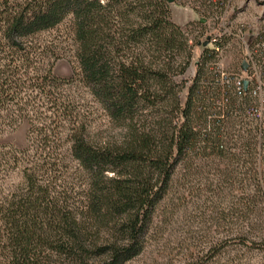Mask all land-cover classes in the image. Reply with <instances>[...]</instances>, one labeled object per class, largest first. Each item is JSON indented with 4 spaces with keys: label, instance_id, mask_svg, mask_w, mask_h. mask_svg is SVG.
<instances>
[{
    "label": "trees",
    "instance_id": "trees-1",
    "mask_svg": "<svg viewBox=\"0 0 264 264\" xmlns=\"http://www.w3.org/2000/svg\"><path fill=\"white\" fill-rule=\"evenodd\" d=\"M167 2L0 0V131L28 124L24 147L0 145V264H125L205 160L243 168L263 149L252 87L238 94L221 80L218 58L234 33L204 46ZM60 58L76 61L73 77L54 73ZM12 171L14 191L3 184ZM251 245L264 249V237Z\"/></svg>",
    "mask_w": 264,
    "mask_h": 264
},
{
    "label": "rangeland",
    "instance_id": "rangeland-1",
    "mask_svg": "<svg viewBox=\"0 0 264 264\" xmlns=\"http://www.w3.org/2000/svg\"><path fill=\"white\" fill-rule=\"evenodd\" d=\"M216 1L167 3L172 21L188 31L192 39L204 42L216 34L234 33L218 58L219 68L230 73L237 71L246 56L245 44H249L264 25V0H221L223 6ZM201 51L198 46L194 48L193 62ZM76 65L73 58H60L55 62L54 73L71 78ZM193 66L189 74L193 73ZM75 91L82 101H89L81 86L77 85ZM99 115L100 112H95L91 116L94 131L104 122ZM261 125L264 127V121ZM27 130L28 124L23 122L14 130L0 131V145L24 147ZM258 152L256 156L244 157L247 160L243 168L227 158L216 162L205 160L199 181L195 178L191 184L183 186L178 183L183 196L162 203L144 251L125 264H264V249L251 245V241L261 243L264 237V144ZM232 168L236 173L230 179L216 175L217 169L224 172ZM247 169L248 174L240 173ZM253 169L260 173V181ZM19 181L16 171H12L3 184L16 190ZM242 235L247 236L245 243L240 242Z\"/></svg>",
    "mask_w": 264,
    "mask_h": 264
},
{
    "label": "built area",
    "instance_id": "built-area-1",
    "mask_svg": "<svg viewBox=\"0 0 264 264\" xmlns=\"http://www.w3.org/2000/svg\"><path fill=\"white\" fill-rule=\"evenodd\" d=\"M253 36L257 38V41L252 47H249L248 43L245 44L246 57L240 63L239 72L232 76L228 72H222L221 80L222 82L233 81L238 94L252 87V94L258 98L260 104L259 108L252 113L261 116L264 107V25ZM244 60L248 63L246 71L241 69ZM244 80L249 82L247 89H244Z\"/></svg>",
    "mask_w": 264,
    "mask_h": 264
},
{
    "label": "water",
    "instance_id": "water-1",
    "mask_svg": "<svg viewBox=\"0 0 264 264\" xmlns=\"http://www.w3.org/2000/svg\"><path fill=\"white\" fill-rule=\"evenodd\" d=\"M167 1H168V3H173L175 0H167ZM201 22H204V19H201ZM209 38L210 37H207L206 41H204L202 43V45L206 46L209 43ZM199 44H201V43H199ZM241 69L244 70V71H246L248 69V63L246 61L242 62ZM243 84H244V89H247L248 88V84H249L248 80H244Z\"/></svg>",
    "mask_w": 264,
    "mask_h": 264
}]
</instances>
